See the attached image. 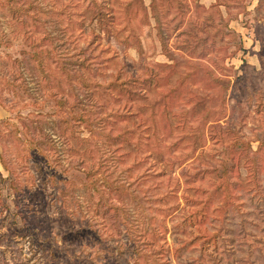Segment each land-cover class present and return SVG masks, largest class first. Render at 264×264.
Here are the masks:
<instances>
[{"label":"rangeland","instance_id":"obj_1","mask_svg":"<svg viewBox=\"0 0 264 264\" xmlns=\"http://www.w3.org/2000/svg\"><path fill=\"white\" fill-rule=\"evenodd\" d=\"M4 1L0 155L10 172L0 163V204L10 217L0 211V264H264V0H230L229 10L220 5L228 21L222 29L230 30L223 37L215 34L216 17L207 19L213 12L204 10L216 0H51V12L38 13L36 26L30 14L7 11ZM61 8L72 23L57 15ZM44 31L75 36L60 47L68 55L69 83L61 66L43 56L50 79H61L55 96L24 39ZM59 98L66 101L61 106ZM29 113L40 122L25 118ZM78 113L89 123L71 119ZM84 137L97 139L99 156L110 154L92 185L85 163L77 164ZM240 149L246 151L239 157ZM235 159L238 174L231 169ZM15 178L17 189L10 185ZM174 188L179 207L214 219L187 226L186 233L180 216L167 219L166 232L142 243L147 260L135 259L128 246L107 250L116 241L103 244L99 232L118 229L104 200L128 209L138 231L147 200ZM117 236L126 241L123 230ZM187 241L193 248L176 257L174 244Z\"/></svg>","mask_w":264,"mask_h":264},{"label":"trees","instance_id":"obj_2","mask_svg":"<svg viewBox=\"0 0 264 264\" xmlns=\"http://www.w3.org/2000/svg\"><path fill=\"white\" fill-rule=\"evenodd\" d=\"M48 1L51 0H5L4 2H2V7L7 6L6 10L10 11L13 14H30L31 15V19L32 21L30 22L31 25H35V20L36 21H41V17L38 16V13H42V14H48L50 13L52 6ZM58 3H61L60 0H55ZM230 0H216L214 4H211L209 9H204L205 13H209V11L213 12L212 16L207 17L208 20L212 21V19L214 18V16L216 17L217 21V26H219V28H217L216 26V30H215V34L220 35V37H223L224 35L228 34L230 32V30L228 31H224L222 29V26L227 27L228 26V21L227 19H225L223 17V15L221 14V11L219 9L220 5H223L226 10H229V7L231 6L229 3ZM42 2V3H41ZM45 2V3H44ZM30 9H32L34 12L30 13ZM152 17L154 18L155 21V28L157 29L158 32V38L160 41V45L163 51H167L168 47H167V40L166 37L162 34V25H160V13L158 12V10L156 9L155 5H152ZM57 12V15H65V17L67 18L66 20L69 21L68 23H72V20L69 19V15L65 14L63 12V8L55 11ZM98 13V11H97ZM101 11H99V24H102V17L100 16ZM23 22H26V20H24ZM31 33V32H30ZM44 34H42V37H37V38H33L32 35H26V38H24L28 44V46H30L33 50V55L36 56L37 55V59H38V66H39V71L42 72V74L45 75V80L47 83H52V85L50 86V94H52L53 96L56 95L57 90H62L61 89V79H58L55 75H52V78L50 79L51 75L49 73H46V70L43 67V56L45 57H49L50 59L52 58L53 62H55V64L60 65V70H61V74H63L64 76H66V83H69V77H70V72L69 70L67 71L66 69V56L68 55H64L63 49L61 50L60 47L64 46L66 41L67 42H75V36H73L70 40L68 35H65L66 38L60 37L59 35H55L53 36L51 33H47V32H43ZM66 50V49H65ZM82 50V49H81ZM35 52V53H34ZM82 52V51H81ZM80 54V52L78 53ZM16 60V59H15ZM14 60V61H15ZM18 60V59H17ZM59 61V62H58ZM80 64L81 67H85V68H89L90 64L89 63H85L83 60H81L80 62H78ZM71 70V69H70ZM113 86L114 89H116V91L119 94H124L125 93V87L124 85H122L121 83H116L113 82L111 84ZM54 86V91L52 90L51 87ZM56 89V90H55ZM66 102L64 100V98H59L58 99V104L61 106L63 105V103ZM58 105V106H59ZM29 116H34L33 119L34 121L36 120L38 123L40 122L41 119H36L35 116L36 113H29L27 114V116L25 118H28ZM66 117V118H65ZM62 117V123H66L68 121V119L70 117L65 116ZM32 119V121H33ZM71 119L75 120V121H84L86 124L89 123V120L86 119V117H83L81 114H75V115H71ZM72 128V127H71ZM65 130L62 129V133ZM97 139L92 140L89 137H84L82 138V141L84 143V149H82V158L83 161H79L77 164H82L85 163V166L87 167V171H86V177L87 179H90L89 185L95 184L97 179H94V175H96L97 173H103L104 169H107V165H105V157L104 156H109L110 154H106L105 151H101L100 153H103L104 156H102V154H100L99 156V142L96 141ZM35 147L38 150L39 146H37V144L35 143ZM247 148V147H246ZM68 150L70 151H75L74 147H72L71 145L68 146ZM241 150H245V149H240L236 152L239 157L242 156L243 154L241 153ZM246 151V150H245ZM96 153L98 154V156L96 157ZM246 153V152H245ZM73 155V153H71ZM71 156V155H70ZM233 158V157H232ZM3 157L2 155H0V163L3 166L4 169H7L9 172L10 170L8 169V167L6 166V164L3 161ZM252 165V164H251ZM251 165H247L245 164V167H251ZM231 169L235 170L236 174L239 173V169H238V160L235 159L234 163L232 164ZM170 171H173V168H170ZM226 173V172H225ZM14 174V173H12ZM162 174V173H161ZM159 173V175H161ZM250 175V176H249ZM105 176V175H103ZM248 177H249V181L250 180H255L256 177V172L255 171H250L248 173ZM3 180V177L0 173V181ZM73 183V182H71ZM11 187H13L14 189H17L18 183H16V178L15 180L11 179L10 182ZM178 188V187H177ZM177 188L174 189H170L167 191H164V193L158 197H155L153 199H148L147 201H149V205L143 209H149V211L146 213L144 212V220L141 223V230L138 231H134L137 228H134V225L130 224V216L129 214L131 213L130 211H128V209L124 208V206L122 205H118V204H114L111 203L109 200H104L101 203V206H104V212H111L113 213L112 217H114L115 219V225L117 226V229L115 232L114 231H110L107 229H104V231L99 232L100 235L102 236V240H103V244H108V240H113L116 242H113V246L109 247L107 250L108 251H113L115 246H117L118 248L121 247H127L130 249V252L133 256H135V259L138 258H142V259H148V255L147 253H145V251H143L142 249V243L143 244H153V240H156V238L158 237V235L160 233L166 232L168 230V226H167V219L168 220H173L176 219L177 216L181 217V222L183 224H181L179 227H182L181 229V233H186V227L187 226H191V225H197L200 223H203L207 218L209 219H214V217H209L207 215V213H205L204 210H199L198 209H194V210H189L187 211L185 207H179V202H178V195L176 193ZM172 198L174 199L172 201V203H168L169 199ZM225 200V199H224ZM102 200L99 199V202H101ZM185 201L187 202V204H189L190 206L195 205V201L191 199H185ZM157 203H161L162 205H155ZM120 209V213L119 210ZM3 210L5 212H7L6 214L9 215V207L3 204H0V211ZM182 210V211H181ZM180 214V215H179ZM110 218V216H109ZM12 226L15 227V220L13 218H11ZM200 222V223H199ZM102 224L104 225V222L102 221ZM177 224H173V227H177ZM177 227V229L179 228ZM121 230H123V236L125 238L126 241H124V243H120L119 237L117 236L118 233L121 232ZM105 232V235H103ZM190 232V231H188ZM179 233V234H181ZM178 236V235H176ZM149 240L147 241L146 240ZM179 240L181 237H178ZM193 239V238H192ZM128 240H132L131 243H128ZM192 244L191 241H187L184 243L181 242H177L174 244L173 247V253L176 255V257H178L180 255L181 250L187 249V250H191L193 247H189ZM113 247V248H112ZM122 250L120 251V253H122ZM152 252H154L153 254L157 253V251L153 250ZM136 264H143V263H138L137 260ZM145 264H150L148 262L145 261Z\"/></svg>","mask_w":264,"mask_h":264}]
</instances>
